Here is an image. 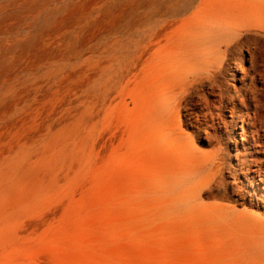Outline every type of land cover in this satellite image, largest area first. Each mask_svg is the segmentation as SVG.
Instances as JSON below:
<instances>
[{"label":"bare ground","instance_id":"1","mask_svg":"<svg viewBox=\"0 0 264 264\" xmlns=\"http://www.w3.org/2000/svg\"><path fill=\"white\" fill-rule=\"evenodd\" d=\"M253 33L264 37V0H0V238L32 226L27 217L43 214L53 189L91 162L98 144L101 155H148L127 195L144 223L182 216L216 237L227 264H264L261 215L200 202L205 186L228 183L221 159L194 144L195 133L218 129L217 100L198 96L200 105L198 87ZM231 110L244 129L248 114ZM185 112L197 116L188 123L193 135L182 130ZM240 136L237 155L261 154L246 146L258 137ZM243 165L254 174L250 196L264 208V160Z\"/></svg>","mask_w":264,"mask_h":264},{"label":"rangeland","instance_id":"2","mask_svg":"<svg viewBox=\"0 0 264 264\" xmlns=\"http://www.w3.org/2000/svg\"><path fill=\"white\" fill-rule=\"evenodd\" d=\"M9 23L17 24L15 20ZM14 37V32L2 36L5 41ZM242 55L243 61L235 69V59ZM228 63L213 82L198 87L194 97L196 101L200 100L198 96L217 100L214 117L218 129H209L208 135L195 133L194 144L199 153L221 159L220 176L228 183L227 189L216 183L205 186L199 200L203 205H236L237 211L254 212L264 219V208H258L250 196L248 181L254 174L243 165L245 159L264 160V37L250 34ZM230 91L236 97L234 103L226 99ZM212 92L216 97L210 96ZM222 94L226 95V106L220 104ZM200 105L194 109L199 110ZM234 106L238 115L248 114L244 129L232 122ZM186 115L181 117L182 130L193 135L194 128L188 123L197 116ZM242 133L251 140L258 137L259 143L253 141L246 146L261 154L237 155L236 143ZM97 146L86 167L83 164L53 189L42 207L43 214L27 217L32 226L0 238V264H227V254L213 245L217 241L213 234L182 216L144 223L140 204L127 201V195L136 191L148 169L147 154L126 149L114 155L107 152L103 155L109 158V164L102 162V149Z\"/></svg>","mask_w":264,"mask_h":264}]
</instances>
